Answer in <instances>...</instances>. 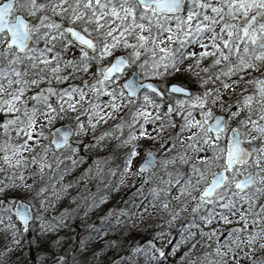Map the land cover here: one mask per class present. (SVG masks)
Wrapping results in <instances>:
<instances>
[{"label": "snow or ice", "instance_id": "snow-or-ice-1", "mask_svg": "<svg viewBox=\"0 0 264 264\" xmlns=\"http://www.w3.org/2000/svg\"><path fill=\"white\" fill-rule=\"evenodd\" d=\"M77 74L82 83L55 86ZM174 117L181 118L178 131ZM110 118L118 122L94 139L103 147L104 137L118 133L119 162L104 168L110 157L94 161L81 174L90 183L74 197L80 203L45 220L38 215L43 200L59 199L61 189L72 187L49 191L53 177L45 175L60 162L56 150L77 152L74 137ZM62 119L67 126L56 127ZM169 126L172 133L162 135ZM148 141L156 146L146 147ZM4 166L12 169L3 171L0 187L5 232L37 219L41 233L52 232L87 217L129 176L136 178L131 183L142 181L141 189L147 185L145 207L133 200L131 207L97 213L99 224L84 219L79 248L71 254L64 248L53 264H81L91 240L113 220L119 225L134 217L133 209L142 218L163 212L171 221H188L180 220L173 254L197 233L207 236L211 243L192 264H264V0H0V170ZM28 178L32 183L21 192L14 180ZM96 181L103 183L93 191ZM153 250L157 264L167 260L152 240L131 248Z\"/></svg>", "mask_w": 264, "mask_h": 264}, {"label": "rangeland", "instance_id": "rangeland-1", "mask_svg": "<svg viewBox=\"0 0 264 264\" xmlns=\"http://www.w3.org/2000/svg\"><path fill=\"white\" fill-rule=\"evenodd\" d=\"M207 58L203 62L204 64L208 63ZM203 66V65H202ZM72 72V69L69 67L64 74H69ZM89 80L95 78L93 76L85 77ZM187 82V81H185ZM82 83L81 74H77L75 78H70L67 82H61L59 85L55 86H64L67 87L70 84H78ZM211 86V85H209ZM243 86V85H242ZM251 87V86H249ZM162 110H166L163 105H161ZM106 110V109H105ZM128 112V107L124 108V111L119 113L118 116H123L124 113ZM128 120L131 119L130 116H125ZM178 124L181 122L180 117H174ZM86 119V117H85ZM118 122V120H113L110 118L108 121L103 122L98 128L92 129L86 136L83 137H74V140L79 139V144H74L77 147L78 151L82 149L84 154L90 153L91 155H96L95 157L89 155V159L92 162L96 161L98 158H111L109 163L104 164V168H109L114 166L115 163H118V156L120 152V148L122 146L119 145V140L113 134L112 137H104L102 144L103 147H98L97 142L94 139V135H101L104 129L108 128L111 124ZM165 123L167 120L164 121ZM55 126L57 124L68 123L67 119H62L58 122H54ZM160 123V121H157ZM148 128L154 127L152 124L147 125ZM173 131L172 127L169 126L165 128L164 133L162 135L171 134ZM119 145V147H117ZM146 147H155L156 143L152 141H148L145 145ZM78 151L75 153L68 152L65 149L56 151V155L60 156V162L58 165L54 164L53 169L55 173H46L45 179L47 180L48 175H52L53 179L51 184L49 185V191H52L55 188H60L61 184L69 183L75 180V177L79 174V169L82 167H78L77 164L75 167L72 166V160H77L79 157ZM106 152V153H105ZM104 154V156H103ZM53 155V150L49 149L48 156L51 157ZM67 157V159H65ZM68 166V171L66 173L61 170ZM88 166L84 165V170L88 168ZM3 171H8L11 174L12 169H8L7 166H4L3 170H0V187H3L4 175ZM18 171V170H17ZM27 172L28 169H25ZM129 183L121 186L118 193H113L109 196V199L106 200L102 205H98L96 209L87 214V217L82 219H87L89 223L98 220H95V216L97 213L106 212L108 208L113 207V205H118L119 207H131L132 201L135 200L140 204V207L143 208L146 206V201L142 192H145L147 189V185H145L144 189H141V182L131 183L134 181L135 177H127ZM15 183L21 184L20 191L26 192L27 189L23 187V184H31V178L21 182L18 179L14 180ZM84 187L89 185L90 181L87 176H84ZM103 183V181H96L94 183V188L96 184ZM71 188L70 189H61L59 193V199L55 196H48L47 199L43 200V207L40 210L38 215H42L45 220H47L51 216H55L58 213L59 208L69 205L73 206L76 203L74 197H72ZM43 199V198H39ZM68 207V206H67ZM136 215L134 217L128 218L127 221H121L119 225L115 223L113 220L110 227H106L102 230L91 242L88 244L86 248L82 250V253H86L88 250L96 248L99 244H103L106 251H101L97 254V258L95 260V264H99L101 259L104 258L108 250H117L118 247L116 245L109 244L108 241H114L115 238H118L119 234L124 231L127 234L131 235H139L141 237L142 243L139 245H147V241L152 240L156 247L159 248L163 246L165 250V254L167 260L161 258L158 264H192V258L195 257L205 245L211 243L209 238L205 236L203 239L200 238L199 233L194 238H190L186 243L182 244L181 247L176 249V252L173 254V246L176 245L177 241L180 239L181 235V225L180 220H184V223L188 221L181 216L176 221H171L170 218L163 212H157L153 214L151 217L144 215L142 218V214L139 210L133 209ZM99 223V221H98ZM215 226V225H213ZM68 225L65 224V227L54 230L52 232H44L41 233V228L39 224V220L37 219L34 223L31 224L30 230H32L34 236V242H36L38 248L47 247L46 251L56 255L61 254L63 251V246L66 245V239L64 237L65 233H69ZM114 230H111L113 229ZM16 231L15 229H9L7 232L4 231L3 225L0 224V264H25L26 262V254H25V241L21 236V229L16 231V235L14 237L11 236V233ZM195 231V230H194ZM7 237V239H5ZM47 237H51V239H46ZM15 240L16 243L11 244V240ZM56 241L60 247H57V243H53ZM196 244V248L189 252V249L192 248V244ZM136 246V247H137ZM45 249V248H44ZM188 253L189 259L182 261L180 257L185 253ZM45 254V253H44ZM152 255H157L155 250L153 252L145 254V253H134L132 252L131 256L125 257L123 260V264H157L156 260H153ZM259 255V253H256ZM131 257L132 259H128ZM40 264V262H38ZM121 264V263H120Z\"/></svg>", "mask_w": 264, "mask_h": 264}, {"label": "trees", "instance_id": "trees-1", "mask_svg": "<svg viewBox=\"0 0 264 264\" xmlns=\"http://www.w3.org/2000/svg\"><path fill=\"white\" fill-rule=\"evenodd\" d=\"M60 87H64V86H60ZM125 119L127 118L125 117ZM110 126H108V128ZM124 134L126 135L127 133L125 132ZM114 135L117 136L118 133H115ZM117 147H119V145ZM78 154L79 157H82L83 159L78 160L77 166L78 167L82 166V167L79 169V174L78 176L75 177V180L71 181L72 187L70 194L72 195V197H76V194L78 192L84 194V188H85L83 183L84 178L81 179L80 177L81 174L84 172V165L88 166L93 164L91 159L87 160L89 159V155H91L90 153L84 154V151L80 149L78 151ZM91 156L95 157L96 155H91ZM91 186H92V190L94 191L95 190L94 184H92ZM74 199L76 200V203L73 206L67 205L68 207L74 208L76 207L77 204L80 203L79 199L76 198ZM67 206H65V208H68ZM62 208L63 207L59 208L58 213L55 216L59 215ZM82 218L83 216L73 217L71 219V222H67V221L65 222V224H67L69 227L67 231L69 233L64 234V237L67 242L66 245L63 246V249L68 248L69 254H71V248L73 246L79 248L78 237L85 234V230L81 227V223L84 220ZM95 223L99 224L98 221ZM21 236L24 238L26 245L25 254L27 259L25 264H38V262H40V264H53L54 255L46 251L47 247L38 248L39 246H37L36 242H34V236L32 230L28 232H21ZM114 241L115 243H113V245H116L118 249L108 250L106 255L104 256V258L101 259V262L99 264H120L121 257L125 259V257L131 256L132 254L131 248L136 247L139 243H142L141 237L139 235L130 236L124 231H122L119 234L118 238H115ZM101 251H106L103 244H99L96 248L88 250L85 254L82 253L83 258L81 260V264H95L97 254ZM94 252H95V256H93Z\"/></svg>", "mask_w": 264, "mask_h": 264}, {"label": "water", "instance_id": "water-1", "mask_svg": "<svg viewBox=\"0 0 264 264\" xmlns=\"http://www.w3.org/2000/svg\"><path fill=\"white\" fill-rule=\"evenodd\" d=\"M61 125L67 126V123L59 124L56 127H61ZM61 150V149H59ZM58 151V150H56ZM23 232H28L30 230V226L27 229H24L23 227H20Z\"/></svg>", "mask_w": 264, "mask_h": 264}]
</instances>
